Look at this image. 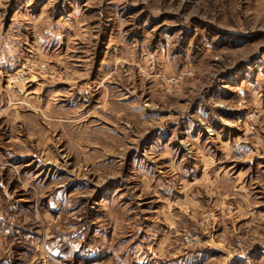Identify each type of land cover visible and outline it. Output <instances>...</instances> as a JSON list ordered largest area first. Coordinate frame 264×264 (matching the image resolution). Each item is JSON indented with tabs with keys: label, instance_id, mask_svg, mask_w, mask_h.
<instances>
[{
	"label": "rangeland",
	"instance_id": "obj_1",
	"mask_svg": "<svg viewBox=\"0 0 264 264\" xmlns=\"http://www.w3.org/2000/svg\"><path fill=\"white\" fill-rule=\"evenodd\" d=\"M0 264H264V0H0Z\"/></svg>",
	"mask_w": 264,
	"mask_h": 264
},
{
	"label": "built area",
	"instance_id": "obj_2",
	"mask_svg": "<svg viewBox=\"0 0 264 264\" xmlns=\"http://www.w3.org/2000/svg\"><path fill=\"white\" fill-rule=\"evenodd\" d=\"M233 151L238 156L249 155L253 153V145L249 141H239L233 146Z\"/></svg>",
	"mask_w": 264,
	"mask_h": 264
}]
</instances>
